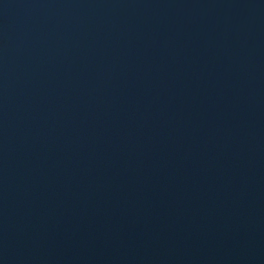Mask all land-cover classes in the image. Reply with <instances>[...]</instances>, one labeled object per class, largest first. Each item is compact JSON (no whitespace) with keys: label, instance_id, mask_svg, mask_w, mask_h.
Returning a JSON list of instances; mask_svg holds the SVG:
<instances>
[{"label":"water","instance_id":"water-1","mask_svg":"<svg viewBox=\"0 0 264 264\" xmlns=\"http://www.w3.org/2000/svg\"><path fill=\"white\" fill-rule=\"evenodd\" d=\"M0 264H264V0H0Z\"/></svg>","mask_w":264,"mask_h":264}]
</instances>
